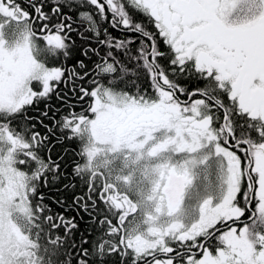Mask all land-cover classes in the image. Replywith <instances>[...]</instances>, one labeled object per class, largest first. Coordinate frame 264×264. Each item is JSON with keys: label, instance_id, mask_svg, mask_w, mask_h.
<instances>
[{"label": "snow or ice", "instance_id": "obj_1", "mask_svg": "<svg viewBox=\"0 0 264 264\" xmlns=\"http://www.w3.org/2000/svg\"><path fill=\"white\" fill-rule=\"evenodd\" d=\"M0 264H264V0H0Z\"/></svg>", "mask_w": 264, "mask_h": 264}]
</instances>
